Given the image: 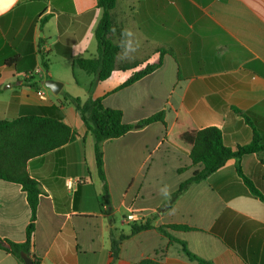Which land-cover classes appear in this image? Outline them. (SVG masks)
I'll list each match as a JSON object with an SVG mask.
<instances>
[{"label":"crops","instance_id":"0c3cea01","mask_svg":"<svg viewBox=\"0 0 264 264\" xmlns=\"http://www.w3.org/2000/svg\"><path fill=\"white\" fill-rule=\"evenodd\" d=\"M101 16L97 0H0V121L44 116L75 133L27 162L40 189L29 241L26 193L0 180L1 240L26 245L39 264H198L183 246L208 264H264V201L250 194L233 160L173 198L194 170L190 146L175 133L179 112L190 131L218 128L233 152L252 139L245 115L264 126V0H116L111 39L123 40L112 75L97 82L75 61L96 58ZM160 56V68L105 95ZM46 80L62 84L58 94ZM65 94L82 101L105 95L103 106L132 126L101 143L105 182L93 135ZM160 111L163 123L139 125ZM263 159L241 158L243 175L260 191ZM68 178L79 181L73 193L64 186ZM165 184L167 198L159 192ZM130 207L142 215L126 222ZM146 222L150 229L131 234L133 224ZM119 235L126 238L110 263L111 238ZM3 246L0 264H24Z\"/></svg>","mask_w":264,"mask_h":264},{"label":"trees","instance_id":"16d2710c","mask_svg":"<svg viewBox=\"0 0 264 264\" xmlns=\"http://www.w3.org/2000/svg\"><path fill=\"white\" fill-rule=\"evenodd\" d=\"M116 0H97V6L102 10V16L94 30V37L97 43V56L92 59L80 58L75 61L76 66L85 73L96 77L97 82L107 80L115 67L116 57L120 51V43L123 35H120L119 44L111 39V16ZM162 65L161 56L157 63L146 64L142 69L133 72L127 80L105 95L114 93L139 81L146 75L154 72ZM35 86V85H34ZM103 95L99 98L89 97L86 101L64 95V100L72 105L78 112L79 117L91 132L94 138V156L97 172L100 180L106 181L104 172V156L101 150V143L106 140L116 139L132 129V126L122 120V113L116 109H109L103 106ZM164 112L160 111L139 122L141 127L152 123L164 121ZM246 123L252 128V139L249 144L238 147L235 152L224 145L221 131L216 127H208L197 131H190L186 128L185 119L179 112L176 119V135L180 141L190 146L187 151L192 163L193 174L189 180L182 183L173 198L181 194L189 184L205 180L208 176L219 170L229 160L234 161L235 171L243 179L244 185L250 194L264 201V191L258 190L255 185L242 173L241 158L247 154H264V126L261 122L245 115ZM75 133L64 122L50 117L30 115L22 116L12 121H0V180L7 183H15L22 187L26 193L30 209V222L26 229L27 241L30 240L34 231L36 209L40 196L38 183L32 179L26 165L30 159L42 156L51 151L61 148L72 141ZM264 164V159L261 160ZM104 196L108 194L106 183L104 184ZM150 229L146 222L133 224L131 234ZM169 229L189 230L185 226H169ZM166 236V231L159 229ZM126 238L125 235L112 236L109 259L110 263L118 258L120 244ZM170 240L176 241L170 237ZM21 263L20 253H28L26 245H18L7 240H1L0 248L4 247ZM183 251L188 259L198 264H208L191 255L183 246ZM34 264H39L33 259ZM139 264H157L150 260H143Z\"/></svg>","mask_w":264,"mask_h":264},{"label":"built area","instance_id":"2783aa9c","mask_svg":"<svg viewBox=\"0 0 264 264\" xmlns=\"http://www.w3.org/2000/svg\"><path fill=\"white\" fill-rule=\"evenodd\" d=\"M37 95L42 96V92L41 91L37 92ZM78 182L79 181L77 180L68 178L64 181V186L69 193H73L76 190V186ZM141 215H142V212L140 210H135L134 208L130 207L129 214L126 216L125 220L126 222H132L133 220L138 218V216H141Z\"/></svg>","mask_w":264,"mask_h":264},{"label":"water","instance_id":"95a60500","mask_svg":"<svg viewBox=\"0 0 264 264\" xmlns=\"http://www.w3.org/2000/svg\"><path fill=\"white\" fill-rule=\"evenodd\" d=\"M44 86L48 88L53 94H58L62 87V84L54 80H46L44 82ZM135 127L137 128L138 126ZM20 256L24 264H34L33 260L26 253L21 252Z\"/></svg>","mask_w":264,"mask_h":264},{"label":"clouds","instance_id":"9594fccd","mask_svg":"<svg viewBox=\"0 0 264 264\" xmlns=\"http://www.w3.org/2000/svg\"><path fill=\"white\" fill-rule=\"evenodd\" d=\"M123 55H125V56L128 55L127 49L125 50V52L123 53ZM159 192H160V194H162L166 198L170 195L169 188H168V186L166 184L159 189Z\"/></svg>","mask_w":264,"mask_h":264}]
</instances>
